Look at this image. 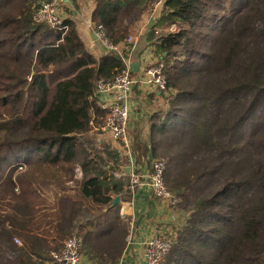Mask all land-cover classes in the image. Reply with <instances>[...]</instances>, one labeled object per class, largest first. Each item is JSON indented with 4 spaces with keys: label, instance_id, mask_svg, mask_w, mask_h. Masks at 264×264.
<instances>
[{
    "label": "trees",
    "instance_id": "trees-1",
    "mask_svg": "<svg viewBox=\"0 0 264 264\" xmlns=\"http://www.w3.org/2000/svg\"><path fill=\"white\" fill-rule=\"evenodd\" d=\"M38 1L0 0V264H53L71 236L91 264H118L132 195L124 153L95 129L107 113L95 84L123 63L91 53L71 18L63 34L36 22ZM154 1L96 0L90 18L128 57ZM146 42L166 88L130 148L166 159L179 199L160 264H264V0H163Z\"/></svg>",
    "mask_w": 264,
    "mask_h": 264
},
{
    "label": "built area",
    "instance_id": "built-area-1",
    "mask_svg": "<svg viewBox=\"0 0 264 264\" xmlns=\"http://www.w3.org/2000/svg\"><path fill=\"white\" fill-rule=\"evenodd\" d=\"M159 1H156L155 5L158 6ZM66 2L67 0H39L33 19L36 22H44L49 28L61 30L63 34L67 30L63 15V6ZM155 5H152L149 10L156 8ZM93 33L105 43L104 45L109 51L118 53L123 63L121 71L115 74L113 78H101L96 81V97L107 113L104 122L95 129L109 131L112 137L120 142L121 146L127 151L128 164L133 168L135 162L131 159L128 137L133 89L136 85L144 84L151 92L165 90L164 65L158 59L154 62H149L144 66L142 72L136 76L133 74L131 59L121 53V45L111 44L106 38L104 29L100 26L95 28ZM126 41L133 43L134 38L132 41V37H128ZM165 170L166 162L159 158L151 159L150 167L147 170H131L128 175L129 183L127 186L129 193L133 195L137 187L145 185L152 196L161 199L168 207L174 210L179 203V199L166 185ZM114 175L119 177L121 172H115ZM172 234V230L168 228L166 231L157 232L145 239L142 254L143 264H160L162 257L172 247ZM15 242L19 243L17 239H15ZM79 247V239L71 236L64 241L59 250L50 253V258L54 263L58 264H80L82 255Z\"/></svg>",
    "mask_w": 264,
    "mask_h": 264
},
{
    "label": "crops",
    "instance_id": "crops-1",
    "mask_svg": "<svg viewBox=\"0 0 264 264\" xmlns=\"http://www.w3.org/2000/svg\"><path fill=\"white\" fill-rule=\"evenodd\" d=\"M72 2L74 3V0H67L66 4L63 6V15L65 18L67 17V12L70 9H72L70 12L72 11L73 13L78 11ZM93 8L91 9L92 11ZM160 8L162 7L160 6ZM92 11L88 16L86 15V17H81L84 21L90 23V25L88 24V28L85 29L86 36L82 37L80 32H78L91 53H97V55H101L109 50L106 49V51H102L103 47L98 43V39L93 33L95 26L90 18ZM72 20L76 23L75 19ZM79 21L82 20L79 19ZM150 27V25L148 28L141 26L139 31L134 33V42L131 48L132 52L130 55H128V57L131 59L132 65L133 63L137 62V70L134 71V75L136 76L142 72V69L147 63L154 62L158 59L156 50L152 45H149L146 42V34L149 32ZM139 32L141 35H139ZM136 54H138V57H132V55L135 56ZM153 92L149 91L144 84L136 85L133 89L128 137L131 128L136 129L139 127L136 135V142H138V139L140 140L142 138L148 137V130L150 128L149 116H151L153 111L156 112L157 110V107L155 108L154 105L160 103V101H157V98L155 101L152 99V97H148ZM158 93L159 92H157V95ZM143 127H145V131L142 130ZM99 131H103L107 136L110 134V132L107 130L101 129ZM129 141H131V143L134 142V140L132 141L131 138H129ZM125 158L126 163L123 166H128L130 171H143L150 167L148 155H140L139 157L137 154L132 152L131 159L135 162V166L133 168H131L128 164V154L125 155ZM119 213L122 215V217L129 219V234L127 236L126 247L120 257L118 264H143L142 254L143 242L145 239L153 234H156L157 232L166 231L168 228L171 230V223L176 218L175 209L172 210L166 205L164 201L152 196L145 185L137 187L131 196V199L120 202ZM80 264L91 263L82 256Z\"/></svg>",
    "mask_w": 264,
    "mask_h": 264
},
{
    "label": "rangeland",
    "instance_id": "rangeland-1",
    "mask_svg": "<svg viewBox=\"0 0 264 264\" xmlns=\"http://www.w3.org/2000/svg\"><path fill=\"white\" fill-rule=\"evenodd\" d=\"M156 1H159V0H155L152 3L153 6L155 5ZM245 1L246 0H242V3H244ZM95 3H96V0H74L73 4L78 9V11H75L73 13L72 11L70 12V10H72V9H70L67 12V17L68 18L75 19L76 25H77V29L80 32L82 37L86 36L85 35V29L88 28V24L90 25V23H88L87 21H84L81 17L82 16L86 17V15L88 16L90 14V12L92 11L91 9L95 6ZM162 3H163V0H160L159 3H158V6L155 5L156 8L154 7L152 10H149V12L145 13L144 19L142 20V22L140 24V27L143 26V27L148 28L149 25L151 26L153 23H156V21L160 17V13H161V9H162V8H160V6L162 7ZM240 4L241 3L238 1L236 5H240ZM89 7H90V9H89ZM236 7H238V6H236ZM232 10H233V8L228 5V6H225V11H218V13H223L225 15H228ZM71 14H72V16H71ZM78 18L81 19L82 21H79ZM154 19H156V20L154 21ZM213 21H218V20H215L213 18ZM211 26H212V20L211 19H207L206 22H203V24L200 26V28L206 31V30H209V28ZM139 28L137 30L133 31L132 33H129L128 37H132V41H133V38H134V33H137L139 31ZM172 28H174V26L170 27V29H172ZM219 28H220V25L218 26V28H215V30H213V33H216ZM139 35H141L140 32H139ZM98 43L103 47L102 51H106L107 48L104 45L105 43H103L101 39H98ZM95 54L97 55V53H95ZM156 103H158V102H156ZM138 129H139V127H137L136 129L131 128L130 131H129V138H131L132 141L134 140L135 143H136V137H137L136 135H137ZM142 130L145 131V127H143ZM99 136H101V135H97V137H99ZM102 136L107 141H110V143L112 145L117 146L122 151V153H124V155H127V151L121 146L119 141L115 140L112 137L111 133L108 134V136L105 135V134L102 135ZM130 153H132L131 152V148H130ZM156 158H158V157H156ZM156 158H154V159H156ZM159 159H163L164 161L166 160V159H164L162 157H160ZM9 161L11 163H9V165L6 166V169H9L10 167H13V166L18 165V164H22V163H20L21 162L20 154H15V155L11 156Z\"/></svg>",
    "mask_w": 264,
    "mask_h": 264
},
{
    "label": "water",
    "instance_id": "water-1",
    "mask_svg": "<svg viewBox=\"0 0 264 264\" xmlns=\"http://www.w3.org/2000/svg\"><path fill=\"white\" fill-rule=\"evenodd\" d=\"M132 67H133V71H136V70H137V62L133 63ZM121 170H122L126 175H128V174L130 173V168H129L128 166H122V167H121ZM118 202H119V197L116 196V197L113 199L112 206L116 205Z\"/></svg>",
    "mask_w": 264,
    "mask_h": 264
}]
</instances>
